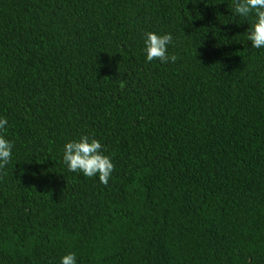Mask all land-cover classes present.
<instances>
[{"label":"trees","instance_id":"16d2710c","mask_svg":"<svg viewBox=\"0 0 264 264\" xmlns=\"http://www.w3.org/2000/svg\"><path fill=\"white\" fill-rule=\"evenodd\" d=\"M233 0H0V264H264V49ZM170 33L175 63L145 62ZM88 135L107 185L68 172Z\"/></svg>","mask_w":264,"mask_h":264},{"label":"clouds","instance_id":"9594fccd","mask_svg":"<svg viewBox=\"0 0 264 264\" xmlns=\"http://www.w3.org/2000/svg\"><path fill=\"white\" fill-rule=\"evenodd\" d=\"M233 16L247 20L253 17L251 26L247 28V41L253 49H264V0H233ZM142 52L146 63L158 61L160 64L175 63L177 57L169 53L173 45L170 33L143 34ZM8 120L0 117V169H4L11 161L14 144L7 139L5 132ZM62 163L68 172L82 174L87 178H98L107 185L114 169L112 158L105 154L101 142L88 135L69 140L63 145ZM59 264H77L75 252H68L59 259Z\"/></svg>","mask_w":264,"mask_h":264}]
</instances>
